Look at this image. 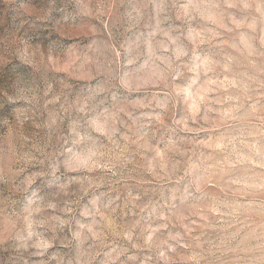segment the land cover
Segmentation results:
<instances>
[{
    "label": "rangeland",
    "instance_id": "374dc122",
    "mask_svg": "<svg viewBox=\"0 0 264 264\" xmlns=\"http://www.w3.org/2000/svg\"><path fill=\"white\" fill-rule=\"evenodd\" d=\"M0 264H264V0H0Z\"/></svg>",
    "mask_w": 264,
    "mask_h": 264
}]
</instances>
